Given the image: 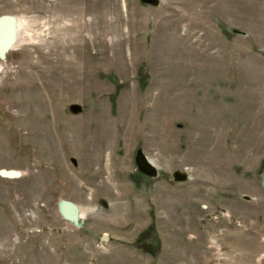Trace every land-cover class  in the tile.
I'll return each instance as SVG.
<instances>
[{"label": "rangeland", "instance_id": "374dc122", "mask_svg": "<svg viewBox=\"0 0 264 264\" xmlns=\"http://www.w3.org/2000/svg\"><path fill=\"white\" fill-rule=\"evenodd\" d=\"M6 14L22 24L0 59V264H264V0Z\"/></svg>", "mask_w": 264, "mask_h": 264}, {"label": "water", "instance_id": "95a60500", "mask_svg": "<svg viewBox=\"0 0 264 264\" xmlns=\"http://www.w3.org/2000/svg\"><path fill=\"white\" fill-rule=\"evenodd\" d=\"M145 3L149 4H156L158 0H143ZM16 20V16L14 15H2L0 16V24L2 23H7L10 26V35L8 40L0 46V59L6 60L7 53L13 48L15 45L17 39H16V28H15V22L12 20V18ZM136 163L138 165V168L140 171L143 173L154 176L156 175V167L151 163V161L144 155L143 152L139 151L136 157ZM1 175L7 176V177H18L20 176V172L16 170H1ZM175 178L176 180H186L187 174L183 173L182 171H177L175 173ZM262 186L264 188V177H263V182ZM104 206H108V203L105 201L103 202ZM58 209L61 214V216L68 222L72 223L76 227H82L84 225V221L82 220L81 216V208L80 206L70 200L62 199L58 203ZM107 238V235L104 236V239Z\"/></svg>", "mask_w": 264, "mask_h": 264}, {"label": "bare ground", "instance_id": "6f19581e", "mask_svg": "<svg viewBox=\"0 0 264 264\" xmlns=\"http://www.w3.org/2000/svg\"><path fill=\"white\" fill-rule=\"evenodd\" d=\"M12 20H14V22H15L14 25L16 28V39H18V36H19L18 29H19V26L22 24V22L18 18H16V20L14 18H12ZM9 35H10L9 24H7V23L0 24V46H2L8 40Z\"/></svg>", "mask_w": 264, "mask_h": 264}]
</instances>
